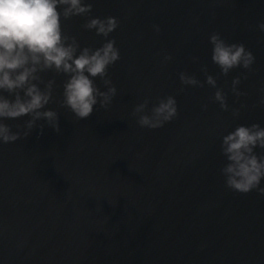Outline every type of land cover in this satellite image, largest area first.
<instances>
[{
    "label": "water",
    "instance_id": "95a60500",
    "mask_svg": "<svg viewBox=\"0 0 264 264\" xmlns=\"http://www.w3.org/2000/svg\"><path fill=\"white\" fill-rule=\"evenodd\" d=\"M86 2L90 13L62 17L63 32L77 52L115 40L120 59L106 78L117 91L80 119L62 104L68 74L45 69L35 82L54 81L46 107L60 130L41 119L25 136L30 116L5 119L22 134L0 143V264H264V194L227 186L220 149L236 126L264 127V0ZM92 16H114L117 27L97 35L85 27ZM213 33L243 43L253 64L223 73ZM168 95L177 115L141 126L136 105L147 99L150 111Z\"/></svg>",
    "mask_w": 264,
    "mask_h": 264
},
{
    "label": "clouds",
    "instance_id": "9594fccd",
    "mask_svg": "<svg viewBox=\"0 0 264 264\" xmlns=\"http://www.w3.org/2000/svg\"><path fill=\"white\" fill-rule=\"evenodd\" d=\"M91 9L92 4L86 0H0V143L16 141L22 134L12 131L5 119L30 116L23 132L25 136L41 119L56 131L60 130L57 111L46 107L53 99L54 81L49 80L45 89L35 82L40 79L38 73L45 69L68 74L62 104L76 117L87 118L97 104L106 107L111 102L117 89L106 77L108 67L120 59L115 40L107 39L100 47H83L77 52L78 42L74 37L68 42L69 37L62 28V17L88 14ZM117 24L114 16H92L85 27L108 37ZM258 27L264 31V22ZM209 40L211 59L225 74L238 66L247 69L255 60L243 43H228L219 33L211 34ZM96 77L103 79L107 86L105 91L97 86ZM180 79L187 84L197 83L183 73ZM207 80L215 86L212 76ZM239 83L240 78L236 77L233 91H237L235 86ZM5 92L11 94V98L4 95ZM215 99L222 108H227L222 90L217 89ZM148 103L146 99L134 109L141 126L158 128L177 115V101L172 95L159 99L150 111H146ZM257 148L264 149V127L258 123L240 124L222 136L220 149L226 163L221 171L228 187L241 193L255 189L264 194L261 186L264 153L258 154Z\"/></svg>",
    "mask_w": 264,
    "mask_h": 264
}]
</instances>
